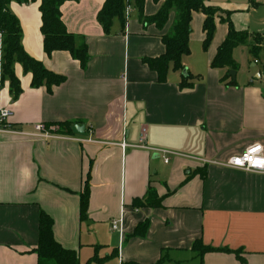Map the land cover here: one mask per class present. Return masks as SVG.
<instances>
[{
  "label": "crops",
  "instance_id": "obj_1",
  "mask_svg": "<svg viewBox=\"0 0 264 264\" xmlns=\"http://www.w3.org/2000/svg\"><path fill=\"white\" fill-rule=\"evenodd\" d=\"M104 2L61 6L68 32L87 45L85 66L68 51L45 52L41 0L10 3L25 51L65 81L52 91L34 86L32 72L16 62L22 91L14 99L1 77L0 40V104L13 111V132L0 148V264H38L41 211L81 264L95 257L105 260L92 264H264V173L223 165L255 143L264 147V0H205L220 9L212 42L203 47L206 15L194 12L185 70H170L164 82L144 59L165 53L177 10L160 28L145 19L163 1L146 0L141 17L129 0V18H115L105 33L98 21ZM230 22L250 34L233 51L235 79L227 68L211 67ZM53 123L85 125L86 135L36 130ZM88 176V215L81 219ZM150 189L161 206H135ZM146 222L145 235H135ZM198 241L224 250L201 252Z\"/></svg>",
  "mask_w": 264,
  "mask_h": 264
},
{
  "label": "trees",
  "instance_id": "obj_2",
  "mask_svg": "<svg viewBox=\"0 0 264 264\" xmlns=\"http://www.w3.org/2000/svg\"><path fill=\"white\" fill-rule=\"evenodd\" d=\"M13 0H0V33L2 34V57L1 74L2 80L8 78L11 84V92L14 99H17L22 89L19 79L14 73V64L21 63L27 71L32 72L34 86H46L48 91H52L55 86L65 81L63 75L48 70L41 61L32 58L23 48L22 29L16 15L10 10L9 6ZM28 2L31 0H17ZM71 0H41L40 10L42 14V34L44 37V49L48 55L54 51H68L71 55L85 66L89 60L88 49L85 43L80 45L76 42V36L69 33L62 19L61 6ZM156 3L163 1L159 11L153 17H146L149 23H155L162 28L169 20L172 10H177L178 19L173 26L172 33L163 37L166 51L163 55L156 58H146L144 62L158 73L161 82L166 81L170 70H185L183 57L190 54V32L191 21L194 12H203L206 15L204 31L206 38L203 47L207 49L212 42L216 31V14L220 9L216 6L207 5L205 0H153ZM129 0H105L102 9L98 14V21L102 25L105 33H110L115 18H120L124 24V11ZM141 17L144 15L146 0H135ZM255 4V3H254ZM229 32L225 41L220 45L216 56L211 62L212 68L224 69L229 71L237 70V63L233 57V51L239 45L245 43L250 34L246 31H238L233 24L229 23ZM255 35L256 43L260 44L261 39ZM254 47L255 53L260 50ZM191 74H186L181 83V87H189L187 80ZM229 84H234L230 81ZM45 126L56 128L55 132L72 134V123H53ZM90 177L88 176L83 192L81 193V219L88 215L90 198ZM138 207H159L161 199L152 189L148 195L135 201ZM54 221L46 212L41 211L39 219V242L35 252L38 255V264H81L76 251L65 249L59 244L53 231ZM148 228V222L140 224L135 235L144 236ZM194 248L201 252L216 251L215 249L204 246L200 241L196 242ZM105 259L94 258L93 261L103 262Z\"/></svg>",
  "mask_w": 264,
  "mask_h": 264
},
{
  "label": "built area",
  "instance_id": "obj_3",
  "mask_svg": "<svg viewBox=\"0 0 264 264\" xmlns=\"http://www.w3.org/2000/svg\"><path fill=\"white\" fill-rule=\"evenodd\" d=\"M131 6L127 3L124 16L126 19L129 18ZM1 40V57H2V34L0 33ZM258 62V60H256ZM13 115V111L7 107H4L0 104V148L2 143V137L5 133L13 132L11 128L10 119ZM46 126L43 124L37 125L36 130L40 132L45 137H52L53 134L46 130ZM146 139V130L143 129L140 142L143 144ZM123 148H126L128 144L123 141L121 143ZM169 158H165V162L167 163ZM223 165H227L231 168L241 169L249 172H257L264 173V147L261 143H255L248 147L242 153L231 157L228 161L223 163ZM123 222V217L120 216L115 219L112 223V227L114 230H117Z\"/></svg>",
  "mask_w": 264,
  "mask_h": 264
},
{
  "label": "water",
  "instance_id": "obj_4",
  "mask_svg": "<svg viewBox=\"0 0 264 264\" xmlns=\"http://www.w3.org/2000/svg\"><path fill=\"white\" fill-rule=\"evenodd\" d=\"M230 75L235 79L236 78V71L232 70ZM73 133L77 135H86V126L85 125H74L73 126Z\"/></svg>",
  "mask_w": 264,
  "mask_h": 264
},
{
  "label": "rangeland",
  "instance_id": "obj_5",
  "mask_svg": "<svg viewBox=\"0 0 264 264\" xmlns=\"http://www.w3.org/2000/svg\"><path fill=\"white\" fill-rule=\"evenodd\" d=\"M256 46H257V43L254 42V47H256Z\"/></svg>",
  "mask_w": 264,
  "mask_h": 264
}]
</instances>
